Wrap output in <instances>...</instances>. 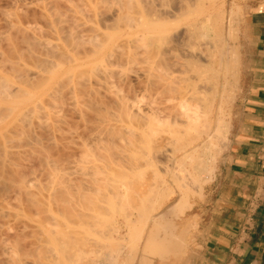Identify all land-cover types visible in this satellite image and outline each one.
Returning a JSON list of instances; mask_svg holds the SVG:
<instances>
[{
	"label": "bare ground",
	"instance_id": "bare-ground-1",
	"mask_svg": "<svg viewBox=\"0 0 264 264\" xmlns=\"http://www.w3.org/2000/svg\"><path fill=\"white\" fill-rule=\"evenodd\" d=\"M103 1L105 2L107 0ZM156 1L157 0H110V4H112L113 2L115 5L112 11H110L111 7L109 9L103 5L98 6L96 3H94V8L96 9L94 11V14L96 15V17H98V22L102 17L103 18L101 19V22H103L102 20L104 19L105 15L107 16L108 12L112 21L109 19L111 21L109 24H103L99 22L97 27H87L82 31L80 30L79 32H77L76 28L80 24V14L74 13L73 15L71 13H66L67 15H65L61 14L58 10L57 11L60 14L57 11H53V17L49 22V26L51 28L50 30H53L58 35L61 29H65L61 30V32L63 33L67 30V33L63 34L62 37V34L60 33L61 35L58 38V40H63L64 43L60 41L53 42L51 40H46L47 38L44 39L43 37L42 38L44 40H42V38L40 37V33L36 34L38 32L34 29H36L37 27L35 28L34 26H32L31 28V26L29 25L21 26L19 25V23L17 26V24L15 23L16 26H14V29L17 31L20 30L23 33V35L21 33L18 34H21L22 38L24 36L22 41L24 43L26 42V47L28 49L30 48L29 51L32 48V50L34 51H31L35 56L37 55L36 53H38L36 65L38 66V68H40V70H42L43 73L46 74V76H43V79H46V81L40 82V84L42 83L43 85L44 83L42 90L46 93L45 95L50 98L49 104L50 102H53L52 100L57 97L58 93L59 95H61L60 92L62 93L63 86H67L69 82L71 83V89L68 91L73 94V98L71 99V102L67 100V102H65V106L67 104H71V107H75L71 109L79 112V114L82 115L83 118H85V120L83 121L88 124V128H90L94 134L93 135L92 133H90L92 135L91 139H93V152L90 153L88 157H90L91 159L94 158V160H100L101 158L112 156V161L116 160L118 156H120L122 159H126L129 157V154H123L122 149H120V153L118 154V148H115V142L117 140H124L125 130L122 129V126L124 117L128 116L131 126L134 125V121L138 126H141V139L139 142H141L142 146L141 148H139V158H143L146 163L147 161L151 160L153 164H164V168L159 167L157 172L168 175L170 177V180L175 179V174H177L178 172L179 175H184L180 176L179 178L180 180H184V182L182 181V183H180L181 181L176 179L178 181L176 182L179 184L175 183L178 185L177 188L180 187L179 191L182 190V196H180L178 200L185 197L183 203H180L179 201L175 204L176 207H182V205L187 206V204L190 205V203H192L190 202L191 200L187 199L189 193L188 191H191L193 186L196 190L195 185L197 183V186L199 185V187L197 188V193L195 190V192L192 190L189 194H192V192L193 194L196 193V197L197 195L199 197V195L203 194L204 185L212 181L215 176L217 166H219V164L224 160L222 148L225 147L226 143H222L223 138L225 139V132H223L222 127L226 126L223 125V123L226 124L227 122L224 121L223 118L226 115L224 113V98L228 97V95L225 96L224 93L227 92L228 89H231L230 87H227V84L228 82L232 81H228L229 79L227 78L229 76L230 78H232L235 72L234 67L232 66L233 64L231 62L234 61V58L236 56L234 52L236 51L233 52L232 46L230 45V39L233 37L232 23H234L235 17L232 12H230L228 17L225 15L227 17V19L225 20V17L223 16V10H216L218 9L217 7L215 9V6L217 4L216 0H178V4H176L175 6H173L175 4V0H170L171 3H164L163 1H159V4L156 3ZM104 8H107L109 10H105ZM44 13H46V10L44 11ZM46 14L48 15V13ZM46 14H44V16ZM70 14L72 16H70ZM61 15H63V17L65 16L66 19H63ZM66 16L73 17L71 19L72 21L69 20L70 17L67 18ZM179 18H184V20H186L184 22L183 28L180 30L178 28L181 26L177 28L175 27L179 23L178 21H180ZM67 20L68 22L66 23ZM70 22L71 24H69ZM176 22L177 24L175 25ZM11 27L13 26L11 25ZM83 34H86V36H88L86 39H84L87 41V46H84L82 44ZM24 43H22V45H25ZM9 45H11V48L8 50V53H13L12 50L16 51L17 46L15 44L13 45L12 41H10ZM8 47L6 45V48ZM34 47H36L37 50L39 49V47H41L40 50H43L41 54L39 53L40 50L36 51V48ZM79 48H82V50L80 51V55L76 56V54H78L76 53V51L72 52L73 54L69 53V51H73L76 49L80 50ZM18 50L23 51L21 50V47L20 49L18 47L17 51ZM15 51L14 53L17 52ZM25 51H23L24 53L22 52V54L16 55L18 56L17 58L21 59L26 54ZM43 52L45 53L43 54ZM152 54H156V59L153 61V63H147L148 65L140 68L139 71L132 69V71L135 72L134 78L136 77L139 80L138 82H140V86H142L143 92V104L141 106L134 105L133 103H130L128 101V95L125 93V89H123V82H121V80L127 82V80L131 78L128 74L130 71H128V73L126 72L128 70V66L126 65L128 64V62L137 63V61L139 60L141 64L145 63L150 59ZM5 55L7 56L8 54ZM5 55L3 56L5 57ZM9 55L6 58L2 56V58L4 59H0V70H3L4 68V72L7 71L4 67L5 65H7L6 67L8 68V70L11 68V75L14 72L12 76L7 72V74L11 76L10 77L0 71L1 123L3 122L2 120L4 118H7L9 115H13L14 117V113L16 112V110H19V107L21 105L23 107V104L29 102L34 97L32 95H35L31 94L33 92L30 91V93L29 90L24 87V85L23 87H21L22 85L19 86L14 84L16 80H18L16 81L17 83H19L20 81L23 83L25 82L26 84L34 82L35 80L32 81V79L35 78L31 76L33 73H30L32 69H27L29 73L27 71L24 73V71H22L24 69L22 68L23 64H19L18 66V62L21 63V61L16 59V56L13 58L14 55ZM20 55L23 56L21 57ZM42 55L45 56L43 57ZM138 55H140V59H138ZM238 56L240 55H237V57ZM70 60H75V64L70 65ZM82 63L93 64L89 66V69L87 71H84L83 68H81ZM66 64H69V66H67L68 68H65ZM20 66V70L22 72H20L18 68ZM125 66L127 70L125 69ZM74 70L80 71H76L74 73ZM236 71H238V69ZM34 73L38 74V72ZM238 74L239 73H237V76ZM63 75H65L66 78L63 77ZM114 78H117L118 81L121 82V85L123 87L119 84L118 86L114 81ZM65 79H67L66 82L64 81ZM221 79L222 81H220ZM62 81L67 84H64ZM37 82H39V80ZM114 82L115 85H112V83L114 84ZM34 83L36 84V81ZM34 83L25 86H30L29 88L35 89L38 83L35 85V87L33 86ZM229 85L230 83L228 84V86ZM226 87L228 89H226ZM101 88H104L107 92H101ZM61 96H59V98H56L55 100H57L58 102V99L63 97ZM35 102L39 103L37 101ZM60 102L58 103L60 104ZM53 103L55 104V102ZM35 106L36 105H34V108H32L33 106H31V112L33 113L34 111V115L40 114L41 110H39L40 113H38L39 111L36 109L40 108L41 105L38 104L39 107L37 106V108H35ZM69 106L70 105H68V107ZM24 109L28 110L29 107L27 106V108ZM24 109L20 112L21 114L22 112L26 111V114H21L23 115V121L21 116L20 120L18 114V118L14 117V119H19L23 123L24 121H26L24 119H27L28 121L29 119L27 117L31 112H28L27 110L24 111ZM42 115H44L43 112ZM49 117L47 118L50 119ZM58 117H62L61 124L62 122H65L66 117L63 114ZM35 120L37 121V118H35ZM38 120L41 121L40 119ZM56 120H54L56 121L55 124L58 123L57 118ZM14 121L15 120H13L12 122ZM20 121H15V124L21 123ZM114 121L118 122L119 124L117 125V123H113ZM45 123L46 124L44 125L42 124V122L41 124L39 122L40 125L38 126L42 127V125H44V129L47 128V130L49 129L48 131L53 129L54 123L52 121L51 123H49V121ZM4 124L3 127L6 126V123ZM28 125H31V121L30 123H28ZM56 126L57 125H55L54 128ZM5 128H3V130ZM127 128L129 129L130 133H132L133 130H131L130 127ZM54 130L55 129L50 132H53ZM21 131H23V129H21ZM21 131H19L20 135ZM225 131H227L226 128ZM4 133H2L1 135H3ZM29 133H26V135H24L26 136V138H23L27 140ZM6 134L7 133H5L2 138H0V186L4 188V193L6 192V189L10 188L9 190H11V192L16 190V192L21 193V191H24L22 195H24V193L26 195V187L29 183L27 184V186H24L26 180L23 179L24 174L20 172V170H22V166L19 165L21 166L20 168L18 166V168L20 169L18 171V168L16 166L17 164H15L17 160H20L19 158L17 159L15 157L21 156V152L18 151V153L16 150L15 153L17 154H15L14 152L12 153V151L15 150H12V147L6 144L7 142H11L12 140L10 141L8 138V141L6 142ZM12 136L13 135L10 136V139ZM37 137L38 136H36V138L34 137L36 142L39 139H37ZM20 138L22 137L20 136ZM135 139L138 140V138L135 137L133 138V141ZM226 142H229L230 144V141ZM28 145L29 144H27L26 146ZM64 147L65 146H63V148ZM74 152L76 153L77 151ZM36 153L38 154V152ZM70 155L73 154H70L69 151V153H62L60 156L62 160L64 159V161H68L70 160ZM75 155L78 156L77 154ZM38 156H40V154ZM67 158L69 159L67 160ZM74 158L75 157H73L72 160ZM14 159H16V161ZM73 161H76V159H74ZM84 171L86 173L85 169ZM19 172L23 175V178H21V180L20 178H18V183L20 184L14 183V179H16L15 182H17V177L20 174ZM130 172L134 171L132 170ZM21 174L19 175L20 177ZM113 181L114 182L112 184V187L116 189L115 191H113V202L114 204L116 203V201L117 203H121L123 200H126V196L129 193V188H127L126 191V183L124 181ZM12 182L14 183V185ZM14 186L15 188L18 186L17 189L13 190L14 188L12 187ZM18 188L20 191L18 190ZM181 188H183L184 191ZM189 188L190 190H188ZM70 190L71 189L69 184L67 186H62V189L60 190L62 201L60 202L66 209L73 210V208L75 207L71 203ZM26 197L30 196L26 195ZM114 199L118 200L114 201ZM25 200L27 202L28 200H35V202L38 203V201H36V198L33 199V196H31L30 198H25ZM6 202L4 201L7 207L8 205L6 204ZM127 202L128 201H126V203ZM41 203L42 202L38 204H40L41 206ZM31 204L33 205V203ZM175 204L174 206L172 205L173 208L175 207ZM184 210L185 207H182L178 213L182 214ZM168 211L161 215H150L149 219L154 221L156 224H163L162 217H166L168 214H174V212L168 213ZM174 215H176V213ZM195 216L197 217V215ZM195 216H193V218ZM194 222L197 221L194 220ZM172 231L173 230L171 229L168 230L166 236L167 238H171L172 236H174L171 235ZM159 247L160 246L155 245L152 248L153 250H157V248ZM160 253L161 252H159V254ZM8 260H10L11 264L15 261L14 258V261L12 259Z\"/></svg>",
	"mask_w": 264,
	"mask_h": 264
},
{
	"label": "rangeland",
	"instance_id": "rangeland-1",
	"mask_svg": "<svg viewBox=\"0 0 264 264\" xmlns=\"http://www.w3.org/2000/svg\"><path fill=\"white\" fill-rule=\"evenodd\" d=\"M159 1L161 2L163 1L164 3L165 2L171 3L170 0H157L156 3L159 4ZM105 2L103 0H0V56H1L0 59L2 60L8 57L9 54L14 55L13 56L14 58L16 55L22 54V52L26 50L25 55L27 56V58L24 54L23 55L25 57L22 55L24 58L20 55L22 57L21 59L24 62L20 58H17L18 56H16V59L21 61V63L18 62V66L19 64L20 65L23 64L22 68L24 69L22 71H24V73L27 71V69L28 70L32 69L30 73L33 74L30 75L33 78H35L32 79V81L35 80L36 84L38 83L37 85L39 87L41 85V87L39 88L34 83L35 81L32 82L30 80L32 83H34L33 84L34 87L36 85V87L39 88L38 89L35 87V89H32L29 88L30 86L26 87L27 85H30L32 83L26 84L25 82L23 83L21 81L17 83L16 81L18 80L15 81L14 83L15 85H19V86L22 85L21 87H23L24 85V87L27 88L29 92L30 91L33 92V93L30 92L31 94H35L36 96L32 95L34 97L29 102L25 103L27 105L23 104V107L21 105L19 107V110H16V112L14 113L15 115L14 117H17L18 114V117L21 120V117L23 116L21 114L22 113L26 114L25 110L27 109L24 108H27L28 106L29 109L27 111L31 112L30 109L31 106H33L32 108H34V105H36L35 108H37L38 104L41 106L36 110L38 111L41 110V113L39 111L38 113L40 114L34 115V111H33V113L31 112L28 115L27 112L28 115L27 118L29 120L27 121V119H24L27 121V122L24 121V123L22 122L23 117H22V121H20L19 119L18 120L14 119L13 115L11 116L9 115L7 118H4L2 120L3 121L2 123L0 121V125H1L0 138H2L3 135H5V133H7L6 134L7 138H5L6 142L8 141V138L10 141L11 140L12 141L9 143L7 142L6 144L10 145L12 147V150H15V151L11 150L12 153L13 152L15 153L16 150L17 152L18 151L21 152V156H19L18 154L19 157L17 156L15 157L17 159L19 158L20 160L16 161V159H14L16 161V163L15 161L14 163L17 164L16 165L17 168L19 165L22 166V167L19 166V168L21 167L23 172L19 168L18 171L20 170V172L24 174V178L22 177L23 175L19 172L21 174V177L19 176L20 175L19 174L17 177V182H15L16 179H14L15 181L13 182L18 183L19 180L18 178H20V180L21 178L25 179L26 182L24 186H27V184L29 183L28 186L26 187L27 189L26 195H29L30 197L33 196V199L36 198L37 199L36 201H38V203L42 202L41 206L40 204L35 202V200L34 201L28 200L27 202L26 201L27 199L25 200V198H30V197H26L25 193L24 195H22L24 191L23 192L21 191V193L16 192L15 189H17L18 186L16 188L15 186L12 187L14 188L13 190H15L12 192L11 190H9L10 188L6 189L7 193L6 192L4 193V188L0 186L1 188L0 189V202H1L0 203V264H7V263L11 264L10 260L8 259L13 260V258L15 261L13 260L14 262L12 264H16V263L17 264H147L151 259L160 255L148 251L147 246L154 247L156 245V246L164 247L166 244H168L167 241H165V237L167 236L168 230L171 229L173 230L172 232H174L176 229L175 224H178V222L180 221V219H182L186 211L191 210L194 204L193 201L202 198L201 197L202 195H199L200 198L198 197V195H197L198 198L196 197L197 188L199 187V185L197 186L198 183L193 182V183H197L195 185L196 190L192 185L193 186L192 190L193 191L195 190L196 193L193 194L192 192V194H189L191 193L192 190L188 191L189 193L187 198L191 200L190 202L192 203H190V205L187 204L188 207L182 205V207H185V210L182 214L178 213L182 207H176L175 203L179 201L180 203H183L185 197L178 200L180 196H182V190L179 191L180 187L177 188L178 186L177 184L179 183H177L178 181L176 179L180 180L179 179L180 176H184V175H179L178 172L177 174H175L176 178L170 180V177L168 175L157 172L159 167L164 168V164L162 163L153 164L151 160L147 161L146 163L145 160H143V158H139V154H140L139 148H141L142 146L141 142H139L141 139V126L140 125L138 126L135 121H134V125L131 126L128 116L124 117L123 126H122V129L125 130L124 140H120V139L117 140L115 142L116 145L115 148H118L117 150L118 154L120 153V149H122L123 154L127 153L129 154V157L126 159H122L120 156H118V158H116V160L114 161H112L111 158L112 156L101 158L100 160H94V158L91 159L90 157H88V155L93 152L92 151L93 139H91L92 135L90 134V133L93 134V132L91 131L90 128H88V124L83 121L85 120V118H83L82 115L79 114V112L72 110L75 107L73 106L71 107V104H67L65 106V102H67V100L71 102V99L73 98L72 96L73 94L68 91L71 89L70 87L71 83L70 82L69 84L65 83L67 79L64 80L65 82L62 81L64 84H67V86L66 85L63 86L62 93L60 92V94L63 97L59 95V93L57 94L56 98H59V96L63 98V99L60 98L62 100L58 99V102L61 101L60 104L57 102V100H55L56 98L52 100L53 102H55V104L53 102L52 103L50 102L49 104L50 98L46 96L45 95L46 93L42 90L44 83L42 85V83L40 84V82L46 81V79L45 80L43 79L44 78L43 76H46V74L43 73L42 70H40V68H38V66L36 65L38 59L37 57L38 53L35 52L37 54L35 56L34 53L32 52L34 51L32 50V48H31L32 51L31 50L29 51L30 48L28 49L26 47L25 44L26 42L24 43L22 41L24 38V36L22 38L23 33L20 30L18 31L15 30L14 26H16V24L18 26L19 23V25L21 26L29 25L31 26V28L32 26H34L35 28L37 27L36 29H34L33 27V29L37 30L38 33L36 34L40 33L41 38L43 37L44 39L47 38L46 40H51L53 42L60 41L64 43L63 40L62 41L60 39L58 40V38L60 37L61 34H62L61 37L63 36V34H66L67 30L63 33L61 32V30H63L64 28L61 29L59 31V35L55 33L53 30H50L51 28L49 26L50 24L49 22L53 17V11L55 12L58 10L61 14H65V15H67L66 13H71L73 15L74 13L80 14L81 15V19H79L80 24L76 28L77 32H79L80 30L82 31L84 28L87 27H91V26L97 27L99 22H101V19L103 17L98 22L97 20L98 17H96V15L94 14V11L96 10L94 8L95 7L94 3H96L98 6L103 5L109 9L111 7L110 11H112V9L115 6L114 3L112 2V4H110L111 3L110 0H107ZM244 2H246V0H223V1L216 0L217 4L215 6V9L216 7L218 8L216 10L219 11L223 10V16L225 17V20L229 16L230 12H232V14L235 17L234 23H232L233 37L230 39L231 42L230 45L232 46L233 52L236 51L234 52L236 55L234 61L231 62L233 64L232 66L234 67L235 72L232 78H230V76L227 78L229 79L228 81H232V82H228V84L230 83L232 87L230 85L228 86L227 84V87H230L232 90L226 87V89H228V91L231 92L229 93L227 91L224 93L225 96L228 95V97L224 98V103H225L224 113L226 115L223 118V120L227 122L226 124L223 123V125L226 126L222 127L223 132H225L224 133L225 139L223 138V140L226 141H229L230 122H231L232 109L235 102L236 92L238 96L239 74L237 76V73L240 72V56L237 57V55H240V48H241L239 25L243 17ZM176 4H178V0H175V4L173 6H175ZM45 10L46 13H48V15L44 13ZM44 14L46 15L44 16ZM71 14L70 16H72ZM108 15L109 12L107 16L106 15L104 16V19L102 20L103 22L101 23L109 24L112 21L110 19V15L109 16ZM61 16L63 17V15ZM66 17L69 18L68 16ZM72 18L73 17H70L69 20L72 21L71 20ZM63 19H66L65 16L63 17ZM179 19L180 21H178L179 22L178 24L177 22L175 23V25L177 24V26L175 27L177 28L181 26L178 28L180 30L183 28L184 22L186 20H184V18L182 19L179 18ZM67 22L68 20L66 21V23ZM69 24H71V22ZM11 25L13 27H11ZM18 33H21L22 35ZM87 37L88 36H86V34L85 35L83 34L82 44L84 46H87V41L84 40ZM43 38L42 40H44ZM7 40L9 41V43ZM10 41H12L13 45L15 44L17 46V47L15 46L16 51L18 47L19 49L21 47V50L23 51L18 50L17 52L20 53H17L14 50L16 52L14 53V51L12 50L13 53L10 52L8 53V50L11 48L12 45V44L9 45ZM21 42L24 43L25 45H22ZM6 45L7 47L8 46L9 47L6 48ZM41 47H39L38 50L36 47L34 48H36L35 49L36 51H39ZM79 49L80 50L76 49L73 51H69V53L73 54L72 52L76 51V53H78L76 54V56H78L80 55V51L82 50V48ZM42 51L43 50H40L39 53L41 54ZM44 53L45 52H43V54ZM5 54L8 55L6 56ZM3 55H5V57ZM2 56L4 58H2ZM42 56L44 57L45 55ZM139 57L140 55H138V59H140ZM16 59H12V60H16ZM155 59H156V54H152L150 59L148 60L149 62L147 61L142 64L140 63V60L139 61L136 60L137 63L128 62V64L126 65L128 66L127 67L128 70L126 69L125 66V69L127 71L126 70L124 71H126L127 73L128 71H130L128 74L130 75L131 78L127 80V82L121 80V82H123L122 85L124 87L121 85V82L118 81L117 78H114L116 84L121 85L123 89H125V93L128 95L129 98L128 101L130 103H133L134 105H138V106H141L143 104L142 86H140L141 84L140 82H138L139 80L136 77L134 78L135 72L132 71V69L139 71L140 68H143L148 64L153 63ZM75 60H70L69 64L74 65ZM69 64H66L65 68H68L67 66H69ZM91 64L93 63H82L81 68H83L84 71L85 70L87 71ZM6 66L7 65L4 66L5 70H7L5 71L6 73L4 72V68L3 70L0 71L3 72V74H7L8 72L11 75L10 73L11 68L8 70ZM18 68L20 70L21 66ZM237 69L238 71H236ZM22 71L20 70V72ZM76 71L74 70V73ZM34 72H38V74L40 75L35 74ZM9 74L7 75L10 76ZM63 77H65V75H63ZM38 80L39 82H37ZM128 81H130L131 83ZM220 81H222V79ZM115 82L114 84L112 83V85H115ZM101 92H107V91L104 88H101ZM35 101L39 103H36ZM62 101L64 102V104ZM55 105L58 106L56 107ZM68 105L70 106L68 107ZM61 108L63 109V111ZM23 109L25 112H22L20 114V112L23 111ZM42 112L44 113V115H42ZM62 114L66 117L65 118L66 123L62 122L61 124L62 117H58V116H61ZM47 117H49L50 119H48ZM35 118H37L38 122L35 120ZM52 118L54 120H56L57 118L58 123L55 124L57 120L54 121ZM38 119H40L41 121H39ZM13 120H15L16 122L20 121L21 123L15 124V121L12 122ZM30 121H31V125H28ZM48 121L49 123H51L52 121L54 123V126L57 125L58 128L57 126L55 128L53 126V129H55L53 132H50L53 129L50 131H48L49 129L47 130V128L44 129L45 127L44 125L46 124L45 122ZM39 122L40 124L42 122V124L44 125H42V127H39L38 126L40 125ZM4 123H6L5 126L6 128L3 127L5 125ZM113 123H117V125L119 124L116 121H114ZM127 127H130V129L133 130L132 133H130ZM3 128L5 129L3 130ZM225 128L227 131H225ZM21 129H23V131H21ZM19 131H21V135L19 134L20 133ZM2 133L4 134L1 135ZM26 133L30 134V135L28 134L27 140L25 139L26 136H24L26 135ZM10 134L13 135L11 139H10L11 136ZM20 136L22 138L23 137L25 138H23L22 140ZM36 136H38L37 139L39 138L38 140L36 139L37 142L34 139V137L36 138ZM135 137L138 138V140L135 139L133 141V138ZM223 140L222 143L224 144L226 143V145L225 147H223L225 149L222 148V154L225 155L230 148V144L229 142ZM25 144L26 145L29 144V145L26 146ZM63 146L65 147L63 148ZM66 151L68 153L70 151V154L73 155L77 154L78 156L70 155L69 158L71 161L68 160L69 158H67L68 161L66 160L64 161V159L63 160L61 159L60 155L62 153H67ZM74 151L77 152L75 153ZM36 152H38V154ZM39 154L40 156H38ZM72 156L75 157L74 159H76V161H73L74 159L72 160L73 158ZM218 168L219 166H217V170ZM84 169L86 170V173ZM132 170L134 172H130ZM113 180L124 181L126 183V188H125L126 191L127 188H129L128 189L129 193L127 192L128 195L126 196V200H123L121 203H117L116 201L119 198L114 199V201H116L115 204L113 202V198H114L113 191L116 190L112 187L113 186L112 184L114 182ZM180 181H181L180 183H182V181L184 182V180H180ZM68 184L70 185V189H71L70 190L71 203L75 207L73 208V210L66 209L65 207H63V204H61L60 202L62 201L60 190L62 189V186H67ZM208 184L204 185V188H206ZM190 188L188 190H190ZM4 201L5 202L7 201L9 203L8 204L6 202V204L8 205L7 207ZM29 201L33 203L34 206ZM126 201L128 202L126 203ZM174 204L175 207L173 208ZM165 210L166 211L169 210L168 213L174 212V214L176 213V215L168 214L166 217H162L163 224H156L154 221L149 219L150 215H155V214L161 215L166 212Z\"/></svg>",
	"mask_w": 264,
	"mask_h": 264
},
{
	"label": "crops",
	"instance_id": "crops-1",
	"mask_svg": "<svg viewBox=\"0 0 264 264\" xmlns=\"http://www.w3.org/2000/svg\"><path fill=\"white\" fill-rule=\"evenodd\" d=\"M243 10L239 25L238 96L236 92L229 130L230 148L214 178L203 189L202 198L194 200L191 210L186 211L175 224L174 236L165 237L168 244L157 250L147 246V250L154 254L161 252L147 264L262 263L264 0H246Z\"/></svg>",
	"mask_w": 264,
	"mask_h": 264
},
{
	"label": "built area",
	"instance_id": "built-area-1",
	"mask_svg": "<svg viewBox=\"0 0 264 264\" xmlns=\"http://www.w3.org/2000/svg\"><path fill=\"white\" fill-rule=\"evenodd\" d=\"M261 162H262V164H264V152H263V154L261 155Z\"/></svg>",
	"mask_w": 264,
	"mask_h": 264
},
{
	"label": "water",
	"instance_id": "water-1",
	"mask_svg": "<svg viewBox=\"0 0 264 264\" xmlns=\"http://www.w3.org/2000/svg\"><path fill=\"white\" fill-rule=\"evenodd\" d=\"M261 264H264V256H263V259H262V263Z\"/></svg>",
	"mask_w": 264,
	"mask_h": 264
}]
</instances>
